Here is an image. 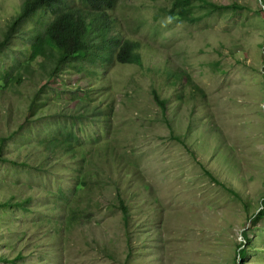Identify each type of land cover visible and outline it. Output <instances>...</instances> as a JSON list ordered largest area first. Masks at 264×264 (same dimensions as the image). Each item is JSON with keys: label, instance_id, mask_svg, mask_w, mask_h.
<instances>
[{"label": "rangeland", "instance_id": "obj_1", "mask_svg": "<svg viewBox=\"0 0 264 264\" xmlns=\"http://www.w3.org/2000/svg\"><path fill=\"white\" fill-rule=\"evenodd\" d=\"M22 1L0 0V41ZM172 1L107 11V38L140 42V64L115 49L27 70V38L0 50L17 77L0 86V264H264V7L191 0L183 22ZM66 125L81 146L54 155Z\"/></svg>", "mask_w": 264, "mask_h": 264}, {"label": "trees", "instance_id": "obj_2", "mask_svg": "<svg viewBox=\"0 0 264 264\" xmlns=\"http://www.w3.org/2000/svg\"><path fill=\"white\" fill-rule=\"evenodd\" d=\"M71 1L77 2L79 6L70 7ZM115 2L116 0H23L19 12L9 20L5 27L0 41V50L7 48L11 41L16 38H27L26 40L30 43L32 50L30 59L26 61L25 67L27 70L29 69L27 64H31L32 61L41 57L43 60L51 61L55 72H61L73 61L89 57L94 60L95 58L98 60L100 57L108 59L115 49V59L117 61L140 64V42L131 40L113 42V38H107L109 30L107 11L113 8ZM261 3L264 7V0H261ZM190 7L191 0H173L170 9L164 10V12L172 19L194 22L195 19L190 15ZM212 7L216 8V6ZM225 9L242 10L244 7L233 3ZM261 12L264 14V10H261ZM34 18H36V21H34ZM30 21H34V23L33 27L28 30L26 25ZM97 39H99V45L102 49L106 50L101 55L97 54L96 47L99 46H96ZM13 63H15V66L24 64L17 59H14ZM7 73L0 75V79L4 78L1 87L4 86V83L7 86V83L17 79L15 75L11 74L10 79L7 81ZM189 82L192 84L190 79ZM192 85L195 90L205 95L199 85L195 83ZM152 96L155 102L165 110L168 103L167 99L160 98L155 90H152ZM34 104L36 103L34 102ZM35 109L36 105L32 104L29 114H32ZM61 137L62 139L50 144L48 151L54 155L64 151V155L72 153L75 156L74 153H76L77 147L81 146L78 135L73 131L69 132V127L66 125L63 127ZM177 138L183 141L180 137ZM76 187H82L81 182ZM117 201L118 208L122 212V220L126 225L128 223V208L119 195ZM258 219L259 215H256L253 223H257ZM242 237L244 242L248 241L246 233H242ZM238 251V258H243L244 249L238 247Z\"/></svg>", "mask_w": 264, "mask_h": 264}]
</instances>
